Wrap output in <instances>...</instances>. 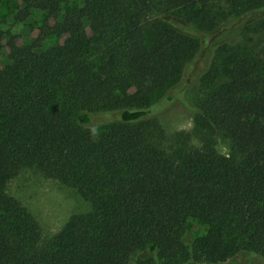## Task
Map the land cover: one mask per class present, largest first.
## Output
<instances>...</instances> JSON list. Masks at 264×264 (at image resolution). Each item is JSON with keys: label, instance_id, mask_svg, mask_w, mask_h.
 Masks as SVG:
<instances>
[{"label": "trees", "instance_id": "1", "mask_svg": "<svg viewBox=\"0 0 264 264\" xmlns=\"http://www.w3.org/2000/svg\"><path fill=\"white\" fill-rule=\"evenodd\" d=\"M8 1L14 23L41 19L22 44L0 27V264H264V0H226L220 20L212 0ZM209 51L200 145L152 142L186 99L158 93ZM30 167L89 204L45 243L6 192Z\"/></svg>", "mask_w": 264, "mask_h": 264}, {"label": "rangeland", "instance_id": "2", "mask_svg": "<svg viewBox=\"0 0 264 264\" xmlns=\"http://www.w3.org/2000/svg\"><path fill=\"white\" fill-rule=\"evenodd\" d=\"M65 6L79 5L82 0H63ZM13 8L15 4L4 0L0 4V27L20 36L19 43L31 42L38 36L37 25L41 19L37 15L33 20L25 24L13 22ZM210 11L220 20L229 11L226 0H212ZM237 31V30H236ZM236 31L228 38L233 39ZM254 36V35H249ZM256 37V36H255ZM264 45V37H257ZM58 43L52 38L45 41L44 46ZM206 47L205 49H207ZM213 50V49H212ZM210 50V51H212ZM264 52V49H262ZM207 51V50H205ZM198 54L189 61L181 70L179 78L166 86L157 96L164 92L174 95L184 91L186 99L184 102L173 101L160 108L157 115L160 130L156 131L157 137L152 142L167 149L179 148L186 145L198 146L204 136V131L195 121V107L206 95V89L200 85V77L211 62V53ZM9 53L0 44V66L7 61ZM264 59V55H263ZM215 148L222 155L233 153L231 141L223 133L212 136ZM9 196L15 198L35 218L40 228L41 242L45 243L60 231L64 223L73 214L83 213L89 209V204L75 190L66 187L51 178L45 177L34 167L21 169L12 177L6 188ZM200 233L198 224L191 233L184 234V240L188 243L193 236ZM239 260H227L221 264H239Z\"/></svg>", "mask_w": 264, "mask_h": 264}]
</instances>
